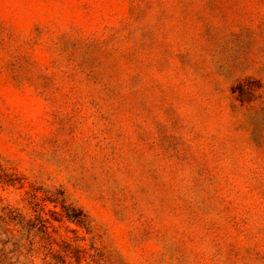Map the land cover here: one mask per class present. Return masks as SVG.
I'll return each mask as SVG.
<instances>
[{"label": "rangeland", "instance_id": "obj_1", "mask_svg": "<svg viewBox=\"0 0 264 264\" xmlns=\"http://www.w3.org/2000/svg\"><path fill=\"white\" fill-rule=\"evenodd\" d=\"M5 206L32 264H264V0H0Z\"/></svg>", "mask_w": 264, "mask_h": 264}, {"label": "trees", "instance_id": "obj_2", "mask_svg": "<svg viewBox=\"0 0 264 264\" xmlns=\"http://www.w3.org/2000/svg\"><path fill=\"white\" fill-rule=\"evenodd\" d=\"M33 201L35 197H32ZM55 199V198H51ZM57 199V198H56ZM59 202L63 217L78 224H85L81 210ZM48 220L37 211L34 218H26L17 208L5 206L0 214V264H32L30 261L39 250L57 254L55 237L48 230Z\"/></svg>", "mask_w": 264, "mask_h": 264}]
</instances>
